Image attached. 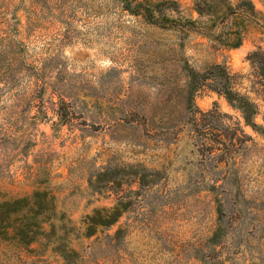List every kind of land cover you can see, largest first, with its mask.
Returning <instances> with one entry per match:
<instances>
[{
	"label": "rangeland",
	"instance_id": "1",
	"mask_svg": "<svg viewBox=\"0 0 264 264\" xmlns=\"http://www.w3.org/2000/svg\"><path fill=\"white\" fill-rule=\"evenodd\" d=\"M174 1L167 16L208 22L194 0ZM251 2L257 22L226 47L194 28L151 23L121 0H0V201L45 190L57 224L28 244L0 238V264H201L192 247L218 212L224 231L214 256L264 264V72L247 57L264 48V0ZM184 60L195 69L223 62L233 87L256 104L252 127L222 94H194L200 110L224 113L216 137L227 141L236 127L242 147L232 160L216 159L208 130H190ZM108 161L156 169L158 178L123 181L138 192L132 203L84 235L85 215L116 201L113 188L89 182ZM221 181L230 197L218 208L211 186Z\"/></svg>",
	"mask_w": 264,
	"mask_h": 264
},
{
	"label": "trees",
	"instance_id": "2",
	"mask_svg": "<svg viewBox=\"0 0 264 264\" xmlns=\"http://www.w3.org/2000/svg\"><path fill=\"white\" fill-rule=\"evenodd\" d=\"M123 7L133 14H141L147 21L159 26H176L178 30L185 28H194L208 36L220 45L226 47H236L240 44L246 23H256L258 11L255 10L251 0H194V8L199 16L208 18V22L203 26L196 25L194 20L178 19L169 17L165 14L167 8H175L174 0H121ZM166 2V3H165ZM165 3V4H164ZM247 57L257 66L260 73L264 72V48L256 47L251 50ZM180 69L185 75L184 84V108L187 112V118L191 122L190 130L196 135L209 132L216 142V149L221 153H216V159L227 158L232 160L230 153L238 152L242 147V141L235 134V126L230 132L226 133V140L216 137L221 130L220 115L215 108L200 110L193 102L194 94L202 87H207L222 94L226 101L234 108L238 109L244 124L252 127L257 126L253 117L257 111L256 104L244 92H240L233 87L231 75L223 62H211L202 69H195L185 60L180 63ZM68 111L58 110L59 118L67 117ZM199 113V120L195 121V113ZM208 115V122L203 121V117ZM208 130L207 132L204 130ZM209 148L214 147L208 145ZM137 163H118L108 161L100 166L89 177L91 187L101 190L103 187H111L116 193L115 203L108 207L94 208L85 215L83 234L90 235L97 230L98 226L109 225L126 210L132 203V198L137 194L136 189L130 187L122 188V182H130L136 179L138 184L148 183L156 180L157 170L151 169L137 171ZM142 167V166H141ZM147 176V177H146ZM224 182L218 185L212 184V193L217 201V207L224 205L229 199V193L226 187L222 186ZM227 194V195H225ZM219 210V209H218ZM56 215L54 209L53 197L47 195L45 190L35 189L30 196H21L19 198L0 201V238L14 237L24 244L38 240L40 236L47 237L50 232H54L57 224L53 221ZM60 215V214H59ZM44 223L48 228H44ZM118 229H116V232ZM223 224L221 213L218 212L216 225L211 233L201 242L192 247V253L197 256L201 264H230L224 263L215 257L216 250L214 245L219 243L223 233ZM62 245L56 242L51 246L61 251ZM63 251H65L63 249ZM66 252V251H65ZM229 260V257L226 258Z\"/></svg>",
	"mask_w": 264,
	"mask_h": 264
}]
</instances>
